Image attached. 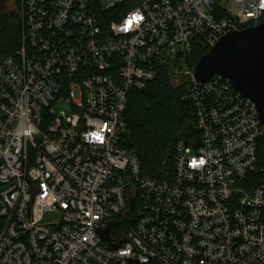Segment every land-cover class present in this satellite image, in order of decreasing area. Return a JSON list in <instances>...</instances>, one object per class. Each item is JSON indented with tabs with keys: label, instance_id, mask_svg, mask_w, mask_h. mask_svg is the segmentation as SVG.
Here are the masks:
<instances>
[{
	"label": "built area",
	"instance_id": "obj_1",
	"mask_svg": "<svg viewBox=\"0 0 264 264\" xmlns=\"http://www.w3.org/2000/svg\"><path fill=\"white\" fill-rule=\"evenodd\" d=\"M21 7L22 47L0 63V264H264V124L230 80L184 73L197 136L178 139L170 181L121 148L157 66L264 22V0Z\"/></svg>",
	"mask_w": 264,
	"mask_h": 264
},
{
	"label": "trees",
	"instance_id": "obj_2",
	"mask_svg": "<svg viewBox=\"0 0 264 264\" xmlns=\"http://www.w3.org/2000/svg\"><path fill=\"white\" fill-rule=\"evenodd\" d=\"M24 30L21 0H0V63L16 57ZM207 52L192 49L183 55L189 71ZM181 59L180 54L159 64L156 78L145 90L132 93L126 108L127 130L121 148L136 152L141 174L154 181L173 178L178 139L197 136L191 106L182 101L191 87V78L184 75ZM176 77L183 78L177 87L173 83ZM258 165L264 167V137L258 142Z\"/></svg>",
	"mask_w": 264,
	"mask_h": 264
},
{
	"label": "water",
	"instance_id": "obj_3",
	"mask_svg": "<svg viewBox=\"0 0 264 264\" xmlns=\"http://www.w3.org/2000/svg\"><path fill=\"white\" fill-rule=\"evenodd\" d=\"M217 75L230 80L236 92L252 101L260 122L264 124V22L222 37L199 59L193 71V80L207 83ZM136 217L135 202L130 201L125 220L131 223ZM118 225L116 222L110 224L105 233ZM105 241H109L108 237ZM119 247L112 246V249ZM130 264L138 263L131 261Z\"/></svg>",
	"mask_w": 264,
	"mask_h": 264
},
{
	"label": "rangeland",
	"instance_id": "obj_4",
	"mask_svg": "<svg viewBox=\"0 0 264 264\" xmlns=\"http://www.w3.org/2000/svg\"><path fill=\"white\" fill-rule=\"evenodd\" d=\"M100 3L103 5V6H106L108 4V0H100ZM22 8V7H21ZM20 51V50H19ZM19 51L17 52V54L19 53ZM185 56L182 55V70L184 73H187L189 71V67L186 63V61L183 59ZM189 77V76H188ZM183 82V78H175L174 80V85L177 87L179 85H181ZM53 110H54V113L55 115H60L61 113H66L68 114L69 113V109L66 105H61V104H56L53 106ZM46 222L48 221V217L45 219Z\"/></svg>",
	"mask_w": 264,
	"mask_h": 264
}]
</instances>
